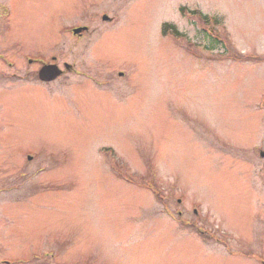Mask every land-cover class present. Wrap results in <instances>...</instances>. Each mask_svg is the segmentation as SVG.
Wrapping results in <instances>:
<instances>
[{
	"label": "rangeland",
	"instance_id": "374dc122",
	"mask_svg": "<svg viewBox=\"0 0 264 264\" xmlns=\"http://www.w3.org/2000/svg\"><path fill=\"white\" fill-rule=\"evenodd\" d=\"M0 264H264V0H0Z\"/></svg>",
	"mask_w": 264,
	"mask_h": 264
},
{
	"label": "flooded vegetation",
	"instance_id": "af4514ba",
	"mask_svg": "<svg viewBox=\"0 0 264 264\" xmlns=\"http://www.w3.org/2000/svg\"><path fill=\"white\" fill-rule=\"evenodd\" d=\"M106 16V18L107 19H105L104 17ZM102 19H105V20H107L106 22H111V20L113 21L114 19L113 18H110V17H108L107 15H103V17H102ZM78 28H81V30L83 29H88V26H85V25H83V26H80V25H78L77 27H74V28H72V33L73 34H75V35H81V34H78V32L79 31H81V30H79V31H74L73 32V30L74 29H78ZM84 30V31H85ZM29 56V55H28ZM28 60H29V62L30 63H32V62H36V64L37 65H39L40 66V69H39V71H38V76L40 77V73H41V71H42V69L43 68H45V67H50V66H52V67H55V69H53L54 70V72H59V74H58V76L56 77V78H54V79H52V80H46V81H42V82H46V83H51V82H53L54 80H57V79H59V77H60V75L62 74V73H64V69L58 64V62H57V58H56V56L55 55H53L52 56V58H51V60L49 59H43V58H39V57H35V58H31V57H29L28 58ZM63 67L64 68H66V69H68L69 71H72L73 70V65L72 64H70V63H68V62H65V63H63ZM100 74H102V75H104V74H111V75H108V77H104V78H110L111 76L112 77H116V73H115V71H113V70H107V71H103L102 73H100ZM101 75V76H102ZM103 78V79H104ZM103 83H107L106 85H111V80L110 79H104V81H103Z\"/></svg>",
	"mask_w": 264,
	"mask_h": 264
},
{
	"label": "water",
	"instance_id": "95a60500",
	"mask_svg": "<svg viewBox=\"0 0 264 264\" xmlns=\"http://www.w3.org/2000/svg\"><path fill=\"white\" fill-rule=\"evenodd\" d=\"M53 69H55V67H52V66H50L48 68L47 67L43 68L41 73H40V78L42 80H45V81L46 80H52V79L56 78L58 76L59 72H54Z\"/></svg>",
	"mask_w": 264,
	"mask_h": 264
},
{
	"label": "trees",
	"instance_id": "16d2710c",
	"mask_svg": "<svg viewBox=\"0 0 264 264\" xmlns=\"http://www.w3.org/2000/svg\"><path fill=\"white\" fill-rule=\"evenodd\" d=\"M183 10H184V8H183ZM167 28H168V26L166 27V29H167ZM166 29H165V30H166ZM175 33H176L177 35H179V32L176 31V30H175Z\"/></svg>",
	"mask_w": 264,
	"mask_h": 264
}]
</instances>
